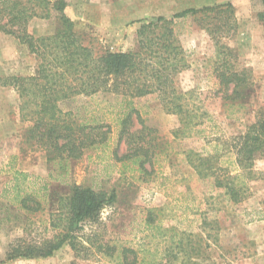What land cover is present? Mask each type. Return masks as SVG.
<instances>
[{"label":"trees","instance_id":"1","mask_svg":"<svg viewBox=\"0 0 264 264\" xmlns=\"http://www.w3.org/2000/svg\"><path fill=\"white\" fill-rule=\"evenodd\" d=\"M260 1L263 10L258 19L264 29V0ZM68 5L67 0H0V33L27 46L38 60L35 76L3 77L0 84L19 93L22 119L32 124L27 140L47 151L49 164L57 163L65 169L69 162L80 160L90 151L105 153L117 126L116 148L125 146L121 156L116 149L112 153L117 163L124 167L131 163L143 181L159 175L157 164L163 169L167 164L174 167L170 144L159 137L157 130L145 126L134 106V100L149 95H157L164 111L179 118V126L171 132L174 140L194 138L215 128L196 91L184 92L177 87V76L188 66L174 20L194 18L216 43V95L225 105H241L253 91L251 72L236 69L233 51L222 43L223 38L233 37L238 31L233 0L188 9L170 20L158 17L141 21L137 48L128 52H96L87 46L65 13ZM52 18L58 20L54 34L35 37L29 32L34 19ZM80 99L90 100L77 106ZM90 101H95L94 106ZM68 104L75 106L66 110ZM205 139L200 149L183 148L173 154L178 164L193 172L188 178L176 179L184 190L175 200L179 212L174 225L154 227V211L148 210L145 222L158 230L165 244L162 254L105 242L99 244L102 256L115 264H200L196 259L203 248L218 245L221 223L209 218V213L219 212V201L238 206L251 195V184L257 180L255 164L264 159V109L227 147L208 136ZM11 173L12 179L0 192V212L15 209L29 219L24 235L10 243L3 262L47 259L65 245L82 257L86 250L82 233L86 226L99 224L103 211L115 203L116 194L74 184L61 195L50 190L52 182L57 181L51 171L50 182L42 185H38L41 179L21 170ZM168 177L165 180L170 181ZM49 193L56 204L49 208L48 227L44 234L31 236L32 218L45 211L44 200Z\"/></svg>","mask_w":264,"mask_h":264},{"label":"rangeland","instance_id":"2","mask_svg":"<svg viewBox=\"0 0 264 264\" xmlns=\"http://www.w3.org/2000/svg\"><path fill=\"white\" fill-rule=\"evenodd\" d=\"M67 1L69 5L65 13L87 46L96 52H128L137 48V31L141 21L158 17L170 20L185 10L223 4L227 0ZM233 6L238 31L233 37L223 38L222 43L233 51L235 68L251 72L253 91L250 97L238 106L225 105L216 95L218 83L213 73L216 43L194 18L174 20V29L185 51L188 66L177 76V87L184 92L196 91L215 128L207 129L200 136L176 141L171 132L179 126V118L164 111L157 95L134 100L145 126L157 130L159 137L170 144L174 162V167L167 164L164 169L157 164L159 175L153 174L145 181L139 172L133 171L131 163L124 167L113 159L115 149L120 156L125 150L124 144L116 148L117 126L113 127L115 135L105 153L90 151L80 160L69 162L65 169L57 163L49 164L47 151L27 140L26 133L32 124L22 119L19 93L0 84V192L12 179V170H21L41 179L38 185L50 182L51 171L57 181L52 182L50 190L59 191L61 195L76 184L113 192L117 196L115 203L103 211L99 224L86 226L82 233L86 250L82 257H77L72 248L65 245L47 259H19L4 263L10 243L24 235L29 215L15 209L8 213L0 212V264H115L99 253V244L105 242L162 254L165 244L159 239L158 230L149 228L145 222L148 210L154 211V227L173 226L179 212L175 200L184 190L176 179L188 178L193 173L188 166L178 164L173 154L183 148L200 149L207 142L206 136L225 148L233 138L243 134L255 122L256 113L264 109V29L258 19L263 6L260 0H233ZM57 26L55 18L34 19L29 25V32L35 37L49 36L54 34ZM37 71L38 60L27 46L0 33V78L35 76ZM100 99L103 98H95V101ZM85 100L88 102L90 99L79 101L77 106L84 104ZM94 102L90 101V105L94 106ZM73 106L68 104L64 108L68 110ZM135 124L137 128L141 127L136 119ZM158 163L161 165V157ZM255 172L257 180L251 184V195L244 203L227 206L219 201V212L209 213V218L218 219L221 223L219 242L210 249L203 248L202 255L196 259L200 264H264V159L256 162ZM169 175L170 181L165 180ZM202 188L204 190V186ZM51 196L49 193L44 200L45 211L32 218L31 236L45 233L49 208L56 204V198Z\"/></svg>","mask_w":264,"mask_h":264}]
</instances>
